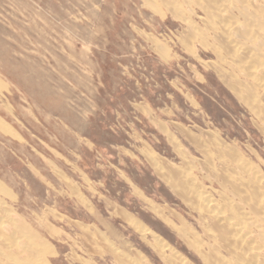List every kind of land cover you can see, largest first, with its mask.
Returning a JSON list of instances; mask_svg holds the SVG:
<instances>
[{"label": "rangeland", "instance_id": "1", "mask_svg": "<svg viewBox=\"0 0 264 264\" xmlns=\"http://www.w3.org/2000/svg\"><path fill=\"white\" fill-rule=\"evenodd\" d=\"M253 1L0 0V264H264V121L229 86L264 32L224 34Z\"/></svg>", "mask_w": 264, "mask_h": 264}, {"label": "bare ground", "instance_id": "2", "mask_svg": "<svg viewBox=\"0 0 264 264\" xmlns=\"http://www.w3.org/2000/svg\"><path fill=\"white\" fill-rule=\"evenodd\" d=\"M232 1V0H231ZM257 1V0H256ZM211 2H212V0H211ZM227 2V1H226ZM251 2H254L253 0H251ZM199 3V2H198ZM213 3V2H212ZM218 3V2H217ZM239 3V2H238ZM257 3V2H256ZM214 4H216V1L214 2ZM223 4V3H222ZM221 4V5H222ZM253 4V3H252ZM258 4V3H257ZM262 4V3H261ZM174 5V4H173ZM210 5V4H209ZM224 5V4H223ZM222 5V6H223ZM217 6V5H216ZM261 6V5H260ZM231 7H237V6H231ZM246 7V6H245ZM254 7V6H253ZM189 8V7H188ZM209 8V7H208ZM208 8H206L207 10H208ZM225 8H227V6H225ZM247 8V7H246ZM257 8V7H256ZM264 7H262L261 9L259 8V9H257L258 11L257 12H255V11H249V10H243L244 11V16L246 17V19L245 20H247V25L246 26H244L243 28H240V27H230V26H227L226 28H224V34H225V37L228 39V42L230 43H228V45L230 46L229 48V50L231 51L232 50V48H233V50H235L236 51V48H235V46H236V39L237 38H240V39H242L243 38V40L244 39H250L252 42L254 41H258V43H262L263 42V40L261 41V39H260V37H261V35H260V33H259V31H258V33H259V35H256L255 33H254V30H253V27L251 28V26H252V24L251 23H253V24H255V26H257L261 31H263L264 32V9H263ZM205 9V10H206ZM227 9H230V8H227ZM238 9V8H237ZM222 10V7L220 6V7H217V11L219 12V11H221ZM224 10V9H223ZM212 11V10H211ZM210 11V12H211ZM225 11V10H224ZM230 11V10H229ZM243 11H241L242 13H243ZM240 12V11H239ZM239 12H237V13H239ZM235 13V12H234ZM215 14V13H214ZM222 14V13H221ZM220 14V15H221ZM236 14V13H235ZM236 16H237V14H236ZM240 16V15H239ZM214 17H216V16H214ZM223 17V16H222ZM226 17V16H225ZM233 17H235V16H233ZM224 18V17H223ZM241 18V17H240ZM232 19V18H231ZM230 18H229V20H231ZM217 20H220V19H217ZM223 20V19H222ZM226 20H228V19H226ZM235 20V19H234ZM233 20V21H234ZM216 21V20H215ZM225 21V20H224ZM230 22V21H229ZM236 22V21H235ZM245 22V21H244ZM243 22V23H244ZM232 22H230V24H231ZM237 23H239L238 21H237ZM209 24H211V22H209ZM236 24V23H235ZM235 24H234V26H235ZM213 25V24H212ZM216 25V24H215ZM214 25V26H215ZM226 24H225V22H224V26H225ZM221 26H222V24H221ZM216 27H217V25H216ZM215 27V28H216ZM255 28V27H254ZM257 28V29H258ZM217 29V28H216ZM257 33V32H256ZM257 33V34H258ZM263 34V33H262ZM264 35V34H263ZM217 38V37H216ZM249 41V40H248ZM223 42V41H222ZM236 42V43H235ZM244 42H245V40H244ZM252 42H250V43H252ZM225 43V42H224ZM243 43V42H242ZM246 43V42H245ZM244 43V44H245ZM248 43V42H247ZM246 43V44H247ZM249 43V44H250ZM264 44V43H263ZM255 45H257V44H255ZM245 46V45H244ZM243 46V48H245ZM254 46V45H253ZM253 46H250V47H253ZM223 47H225V46H223ZM241 47H242V44H241ZM241 47L239 48L240 50H243V48L241 49ZM238 48H237V50H238ZM233 50H232V56H233ZM255 50V49H254ZM245 51H246V49H245ZM249 51V50H248ZM251 52V51H250ZM257 52V51H256ZM256 52H253V53H256ZM235 53V52H234ZM241 53V52H240ZM240 53H237V54H235L237 57V61H238V64H240L243 68V71H245V75L247 76V79H248V81H245V82H242V81H236L235 79V81L233 82V83H230L229 84V86H230V88H231V90L235 93V95L238 97V99H240L244 104H246V105H248L250 108H252V109H254L255 111H256V113L258 114V115H260L261 116V119L264 121V108L263 107H261V104H260V97H261V94L262 95H264V75H263V72H258L257 70L258 69H253V66L251 65V66H249L248 65V60L249 61H253L254 59L253 58H255V56H253V58L250 60V53H249V55H247V54H245L246 52H242L241 54ZM230 55V56H231ZM229 56V57H230ZM251 56H252V54H251ZM235 58V59H236ZM260 58V57H259ZM231 59H232V57H231ZM235 59H234V62H235ZM225 61V60H224ZM235 63H237V62H235ZM247 64V65H246ZM261 64L263 65V63H261L260 62V64H258L259 66H261ZM239 66V65H238ZM241 66H240V68H241ZM249 66V67H248ZM222 67V66H221ZM224 69V68H223ZM261 71V70H260ZM230 74V73H229ZM232 74V73H231ZM234 76V75H233ZM245 76V77H246ZM235 77V76H234ZM228 78H229V75H228ZM236 78V77H235ZM250 81V82H249ZM228 84V83H227ZM259 116V117H260ZM261 120V121H262ZM193 140L196 142V140L193 138ZM198 141V140H197ZM211 142V141H210ZM225 144V143H224ZM198 145V144H197ZM222 145V144H221ZM213 147V146H212ZM218 148V147H217ZM219 149V148H218ZM231 150V149H230ZM151 156H152V158L154 159V161H155V163L157 162V160L154 158V156L151 154ZM217 156V155H216ZM222 157V156H221ZM230 157H232L233 158V156H230ZM235 158V157H234ZM234 158H233V160H234ZM220 159V158H219ZM232 160V161H233ZM237 161H239V160H237ZM221 162V161H220ZM243 163V162H242ZM222 164V163H221ZM253 164V163H252ZM255 166V165H254ZM243 167V166H242ZM257 167V166H256ZM245 168H247V166H245ZM159 169V171H161V168L159 167L158 168ZM243 169V168H242ZM249 170V169H248ZM166 171H168V175H174V173L172 172V171H169L168 169L166 170ZM245 171H247V170H245ZM230 172V171H229ZM223 173V172H222ZM236 173V172H235ZM162 175L163 176H165V174L164 173H162ZM176 175V174H175ZM239 175V174H238ZM253 176V175H252ZM260 176H264V175H260ZM259 176V177H260ZM232 177V176H231ZM257 178H259L258 176H256ZM174 178V177H173ZM227 178V177H226ZM241 178V177H240ZM252 178V177H251ZM257 178H255V179H257ZM178 179V178H177ZM186 174H184L183 173V171L182 170H180V187L182 188V190H183V193L185 192V187H186ZM188 179V178H187ZM227 179H230V178H227ZM259 179H262V178H259ZM179 180V179H178ZM189 180V179H188ZM173 181V180H172ZM174 181H176L175 179H174ZM229 181V180H228ZM232 181V180H231ZM177 182V181H176ZM179 182V181H178ZM255 182H256V180H255ZM258 182H259V184L260 185H263L262 183H261V181L260 180H258ZM249 183V182H248ZM251 183V182H250ZM239 184V183H238ZM251 185H253V184H251ZM259 185V186H260ZM238 186V185H237ZM264 186V185H263ZM195 187H196V185H195ZM232 187V186H231ZM243 187V189H244V186H242ZM246 187V186H245ZM239 188V187H238ZM262 188V187H261ZM190 189V188H189ZM236 189H237V187H236ZM240 189V188H239ZM256 189V188H255ZM254 189V190H255ZM181 190V191H182ZM189 192H191V190H188ZM195 193L194 192H191V193H193L192 194V196L194 195V197H195V199L197 198V199H199L198 201H200V200H203V202L205 203V205H206V209L208 210V212H212V203H211V201H210V199L207 197V196H204L202 193H200V191H199V189L198 188H195ZM242 191V190H241ZM244 192V191H243ZM246 192V191H245ZM254 192H257V191H254ZM259 192V191H258ZM258 192L257 193H254L253 195L251 194V197H249V199H252V201L253 200H256L257 199V202L259 203V204H264V198L263 197H260L259 199H258V196H260L259 194H258ZM186 193V192H185ZM237 193V192H236ZM250 193H251V191H250ZM260 194H261V190H260V192H259ZM182 194V193H181ZM239 194V193H238ZM242 194V193H241ZM244 195H245V197L244 198H247L248 197V195H246V193H243ZM183 195V194H182ZM224 195V194H223ZM222 195V196H223ZM247 196V197H246ZM211 197V196H210ZM214 197V196H213ZM248 199V201H250ZM231 202V201H230ZM252 203V202H251ZM254 203V202H253ZM252 203V204H253ZM152 205V204H151ZM256 205V204H255ZM153 206V209L157 212V211H160L159 210V208L157 207V206H155V205H152ZM256 207H257V205H256ZM264 207V206H263ZM236 208V207H235ZM258 208V207H257ZM260 208H261V206H260ZM219 209V208H218ZM264 209V208H263ZM223 210V209H222ZM256 210V209H255ZM260 210V209H259ZM236 211V210H235ZM261 212L263 211V210H260ZM215 212V211H214ZM225 212V211H224ZM260 214V213H259ZM120 215L125 219V220H127L128 222H130L131 224H132V226H134L135 228H141V226L138 224V222L134 219V217H132V216H130V215H128L127 213H124V212H120ZM264 215V214H263ZM211 216H213V218H214V220L216 219V221L218 222H220L219 224H224V226H225V229H222V230H224L226 233H227V235H228V238L230 239V243H231V245L233 246V248L236 250V251H238V252H240L239 250L242 248V247H244L243 245H244V241H245V239H244V236H245V232H244V229L241 227V228H237V227H235L234 226V224L233 223H231L227 218H225L224 216H220L219 215V213H212V215ZM233 216V215H232ZM210 219V218H209ZM214 223H215V221H214ZM241 223V222H240ZM219 228V227H218ZM222 228V227H221ZM249 229V228H248ZM141 232H143V234H144V236L145 235H147V234H149L150 232L149 231H147V230H145V229H143V228H141V229H139ZM220 231V230H219ZM206 232V231H205ZM250 232V231H249ZM221 233H222V231H221ZM225 233V234H226ZM182 234V233H181ZM222 236V235H221ZM250 236V235H249ZM3 237V236H2ZM2 239V238H1ZM196 239V238H195ZM190 241V240H189ZM192 242V241H191ZM219 242V241H218ZM247 243V242H246ZM248 244V243H247ZM251 244V243H250ZM193 246V245H192ZM201 246V245H200ZM212 246V245H211ZM246 246V245H245ZM247 246H249V244L247 245ZM252 247V246H251ZM262 248V247H261ZM214 249V248H213ZM242 249H244V248H242ZM241 249V250H242ZM112 250V249H111ZM197 250H198V248H197ZM234 250V251H235ZM251 250H252V248H251ZM253 250H255V249H253ZM261 250H263V249H261ZM204 251V250H203ZM214 251V250H213ZM234 252V253H237V252ZM112 252L113 253H115V254H117L118 253V251H116V250H112ZM252 252V254H251V257L253 258V259H258V257L260 256V253L259 252H257V251H251ZM240 254H241V252H240ZM239 253L237 254L238 256L240 255ZM243 254V253H242ZM246 254V253H245ZM202 256H204V255H202ZM224 257V256H223ZM218 258V257H217ZM251 259V258H250ZM233 260V259H232ZM240 260V259H239ZM243 260V259H242ZM242 260H240V261H242ZM179 262V261H178ZM232 262V261H231ZM239 261H237V263H238ZM215 263H217V262H215ZM220 263H221V261H220ZM219 263V264H220ZM243 264H245L244 262H242ZM222 264H223V259H222ZM233 264V263H232ZM235 264V263H234ZM253 264V263H252Z\"/></svg>", "mask_w": 264, "mask_h": 264}]
</instances>
